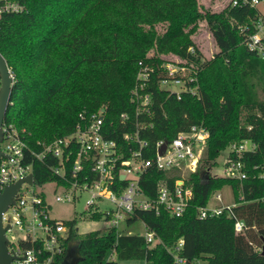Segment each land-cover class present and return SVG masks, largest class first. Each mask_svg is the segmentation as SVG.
<instances>
[{
  "label": "trees",
  "instance_id": "16d2710c",
  "mask_svg": "<svg viewBox=\"0 0 264 264\" xmlns=\"http://www.w3.org/2000/svg\"><path fill=\"white\" fill-rule=\"evenodd\" d=\"M25 9L0 19V53L11 72L12 84L3 121L12 122L27 142L49 141L69 132L79 110L103 106L105 119L115 128L109 136L119 144L123 131L135 129L134 121L149 122L138 128L147 142L144 157H152L157 139L169 140L178 130L202 123L208 130L205 167L190 171L185 183L192 197L177 216L159 207L135 209L124 224L142 221L156 239L146 243L142 233L102 227L78 234L70 229L65 240L77 241L82 256L76 264H117L116 259L137 258L144 264H264L260 246L264 239V178L252 175L253 164L264 161V58L247 50L237 27L248 23L256 8L228 3L218 11H200L197 0H23ZM204 19L217 51L202 59L189 34ZM156 23H163L157 32ZM191 46V51L188 47ZM173 51L185 64L196 63L190 74L197 77L198 96L176 97L154 83L160 76L159 58L148 49ZM153 64L148 88L150 114H134L128 91L137 61ZM192 62V63H191ZM125 111V123L119 113ZM248 138L255 143L246 151L248 176L238 181L210 175L207 167L228 142ZM126 154V151L123 153ZM47 164L54 163L47 158ZM176 166L166 170L148 166L139 179L140 188L154 197L156 182L169 187L179 176ZM35 181L54 175L44 168L34 171ZM229 184L233 198L241 200L218 214L198 217V208L209 194ZM242 219V231L233 222ZM70 226L74 219L66 221ZM181 244L172 251L177 241ZM27 246V243H23ZM114 254V258L111 257Z\"/></svg>",
  "mask_w": 264,
  "mask_h": 264
},
{
  "label": "built area",
  "instance_id": "2783aa9c",
  "mask_svg": "<svg viewBox=\"0 0 264 264\" xmlns=\"http://www.w3.org/2000/svg\"><path fill=\"white\" fill-rule=\"evenodd\" d=\"M259 4L264 5V0H230V5L256 8L253 18L248 23L239 24L237 29L242 35L245 48L264 58V10L259 8ZM24 9L23 0H0V19L5 14L19 13ZM181 60L175 63L177 67L160 62L162 76L156 78L154 83L168 92H174L176 97L184 92L198 96L197 77L195 73L190 74V64ZM153 69L152 63L137 61L133 83L128 91L135 115L150 114L151 90L148 85ZM9 74L12 76L10 71ZM118 117L124 124L127 113L122 111ZM134 125V130L122 132L121 137L125 141L122 145L109 136L115 128L110 120L105 119L103 106L94 110L82 109L77 112L76 121L69 132L49 141L36 140L35 145H31L12 122L2 120L0 188L26 175L31 177L30 181L23 178L12 202L0 214L1 225L6 226V248L14 256L13 264H58L64 254L65 240L70 229L76 231L75 223L71 226L66 223L69 219L50 216L45 186L49 187L55 201H71L85 192L83 211L87 217L100 219L103 227L116 230L135 209L158 213L159 207H162L175 216L184 210L192 197L191 186L185 183L184 178L175 179L172 187L167 185L165 179H159L154 197L143 192L139 179L148 166L166 170L171 166L178 167L180 161L186 164L188 172L194 171L205 147L207 128L202 123H193L186 129L178 130L169 140L157 139L153 156L144 157L143 150L147 142L139 136L138 128L150 123L136 119ZM164 140V150L158 153L157 148ZM226 146L228 152L222 162L221 175L240 181L248 176L242 154L253 151L255 143L243 138L232 140ZM47 158H53L54 163L47 164ZM251 167L253 176L264 178V161ZM44 168L54 177L35 181L34 171ZM217 190H213L209 196L212 195L219 203L208 205V197L207 203L198 208V217L221 211L229 215L230 207L241 200L242 196L238 194L236 199L232 195V200L223 202ZM103 200H108L110 205L102 204ZM260 200L264 202V196ZM142 225L144 231L141 233L145 242H153L156 239L154 232L147 229L143 222ZM13 227L23 232L15 244L8 236ZM243 227L242 219L236 218L233 222L234 231H242ZM23 243L28 245L24 246ZM180 244L178 240L171 250L178 249ZM172 253L176 262L182 264L183 258Z\"/></svg>",
  "mask_w": 264,
  "mask_h": 264
},
{
  "label": "rangeland",
  "instance_id": "374dc122",
  "mask_svg": "<svg viewBox=\"0 0 264 264\" xmlns=\"http://www.w3.org/2000/svg\"><path fill=\"white\" fill-rule=\"evenodd\" d=\"M199 10H210V11H218L225 7L230 0H197ZM260 9L264 10V5H258ZM164 24L163 23H156L155 28L157 32H161L163 30ZM189 38L193 42V45L198 49L200 52L201 57L199 60L202 59H210L213 57L215 52L217 51V47L214 43V40L210 34L209 29L205 23L204 19H199L195 23L194 29L189 34ZM191 49V46L188 47ZM147 55L154 56L155 58H159V61L162 63H167L170 67H177L175 63H180L183 60L182 58L174 53L173 51H154L153 49L147 50ZM192 63V62H191ZM197 65L196 63H192V68ZM257 96L264 99L262 96L259 88L257 89ZM228 152V147L225 146L223 149L219 150L216 156L214 157V162L211 163L207 167L208 173L211 175H221L222 173V162L224 161ZM204 157H206L205 148L202 150L201 156L199 157L197 166H207L206 162L203 161ZM181 166V167H180ZM196 166V167H197ZM178 178H184L188 176V169L186 164L183 161H180V165L177 167ZM222 195V201L228 202L232 200V192L230 189L229 184H223L218 190ZM45 197L49 202V214L50 216L57 218V219H74L76 225V232L81 234L88 230L97 229L103 227V223L100 219H90L87 217L85 212L83 211L84 207V198L86 197L85 192H81L80 197L71 201H55L53 198V194L50 192L49 187L45 186ZM215 203H219L212 195L209 196L208 205H214ZM102 204L110 205L108 200H103ZM119 229H124V231L130 232H143L144 227L142 222L139 220H135L130 224H119ZM23 235V232L19 229L13 227L11 231L8 232L9 239L15 244L17 240ZM111 257L114 258V254H111ZM117 264H144L142 259L137 258H128V259H116ZM195 264H205V259L198 258Z\"/></svg>",
  "mask_w": 264,
  "mask_h": 264
},
{
  "label": "water",
  "instance_id": "95a60500",
  "mask_svg": "<svg viewBox=\"0 0 264 264\" xmlns=\"http://www.w3.org/2000/svg\"><path fill=\"white\" fill-rule=\"evenodd\" d=\"M12 84V76L9 74V69L6 65L5 59L0 53V127L7 108L9 101L10 91ZM0 139H1V128H0ZM165 147V140L157 148L158 153H162ZM24 180L30 181V175L23 177ZM20 178L12 183H9L2 188H0V214L6 206L12 202L13 195L17 190L20 182L23 180ZM6 226L1 225L0 220V264H13V255L7 251L6 248V236H5ZM77 241H68L65 246L64 254L60 258L58 264H76L82 256L78 253ZM260 254L264 255V239H262V244L260 246Z\"/></svg>",
  "mask_w": 264,
  "mask_h": 264
}]
</instances>
